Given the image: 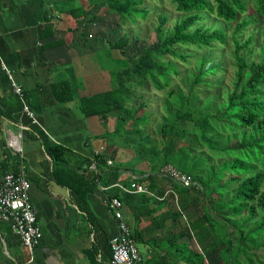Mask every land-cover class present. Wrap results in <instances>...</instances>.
<instances>
[{
	"label": "trees",
	"instance_id": "trees-1",
	"mask_svg": "<svg viewBox=\"0 0 264 264\" xmlns=\"http://www.w3.org/2000/svg\"><path fill=\"white\" fill-rule=\"evenodd\" d=\"M73 1L58 4V9L76 23L87 22L97 7L101 8L100 13L93 20L116 14L125 25L146 19L151 11L139 8L142 0H98L87 8L80 0ZM163 1H170L181 14L178 23L167 29L168 15H160L154 49L124 50L130 40L128 35L122 36L112 46L119 55L117 77L112 73L113 89L80 101L85 117L98 116L104 126L111 123L103 136L104 154L97 158L98 172L88 168L90 158L54 145L48 150L56 164L54 175L63 183L59 174L64 172L69 180L65 185L70 187L78 206L90 219L102 252L111 259L110 240L88 203V196L98 184L109 188V198H119L136 217L150 218L165 212L154 230L165 228L170 218L174 222L182 218L175 197L171 194L165 197L166 190L158 187L155 179L145 185L156 197L126 194L115 187L117 183L130 185L120 178L125 165L121 155L123 150L131 149L133 160L129 159L128 164L141 158L150 165L146 169L156 174L171 165L197 183L183 187L171 179V189L179 193L176 201L179 207L185 211L194 208L195 214L186 225L183 223L177 234L172 233L165 249L161 246L158 251L156 239L148 240L154 239L152 247L156 254L152 261L155 264H264V0H256L253 6L247 5L246 0ZM207 21L212 24L205 25ZM260 21L262 24L255 27L260 30L259 56L250 59L255 39L242 42L238 35ZM234 23V50L230 56L233 77L231 87H227L225 64L215 50L227 45L228 33L224 26ZM178 47H193L203 53L201 56L185 54ZM167 56L181 59L187 65L195 58L197 72L182 75L174 60ZM190 75L193 80L188 85L185 79ZM176 76H182L189 89L168 92L167 115L150 132L152 122L145 114L147 104L131 105L133 89L149 82L157 90H166ZM201 92L203 97L199 95ZM216 156L227 159L215 165L212 159ZM107 159L113 161L112 166H107ZM138 182L146 181L139 179ZM157 197L164 199L160 201ZM225 197L228 199L224 201ZM191 233L203 246L201 250L196 246L193 250L187 241L178 244L185 237L190 240ZM135 235L136 241L142 239L141 232Z\"/></svg>",
	"mask_w": 264,
	"mask_h": 264
},
{
	"label": "crops",
	"instance_id": "crops-1",
	"mask_svg": "<svg viewBox=\"0 0 264 264\" xmlns=\"http://www.w3.org/2000/svg\"><path fill=\"white\" fill-rule=\"evenodd\" d=\"M71 1L0 0V181L8 173L21 170L26 173L43 234L31 256L11 228L0 225V264H112L110 256L96 242V232L86 212L80 209L70 187L65 185L69 180L64 172L59 174L63 183L57 181L56 164L48 151L54 145L63 146L92 159L94 151L106 145L103 139L106 129L101 119L85 117L80 101L113 89L115 84L108 72L112 64L104 68L98 56L110 51L117 59L118 52L112 49V30L106 24L109 16L93 20L100 13L101 8L97 7L87 22L76 23L58 9V4ZM80 1L88 7V0ZM12 81L23 88L24 102L34 114L36 124L24 113L23 101L14 92ZM21 131L24 132L23 153L13 154L7 146V136ZM131 153V149H125L121 155L125 165L121 168L120 181L130 184L136 177L145 180V184L155 179L158 187L166 191L173 188L171 181L166 185L161 183L160 173L146 169L150 165L145 161L134 160V164H128ZM108 190L103 191L98 184L88 196V203L111 245V239L119 233V223L106 202L110 196ZM175 192L179 198L178 190ZM176 198L177 209L182 213ZM125 210L134 238L137 231L143 234L136 241L143 249L139 251L142 264L146 261L155 264L152 261L156 254L152 247L154 239L148 240L155 238L160 247L158 251L161 246L165 249L172 233L177 234L183 228V216L176 222L170 218L165 228L154 230L165 212L148 218L136 217L128 207ZM192 238L185 237L178 244L187 241L193 250L195 246L201 250L193 234Z\"/></svg>",
	"mask_w": 264,
	"mask_h": 264
},
{
	"label": "built area",
	"instance_id": "built-area-1",
	"mask_svg": "<svg viewBox=\"0 0 264 264\" xmlns=\"http://www.w3.org/2000/svg\"><path fill=\"white\" fill-rule=\"evenodd\" d=\"M10 79L12 76L10 71L7 70ZM14 92L21 98L24 105V113L32 119L33 123H37L34 120V114L24 102L23 88L12 81ZM24 132L21 131L18 134L10 133L7 136V146L14 153L22 154V139ZM105 151V145H101L93 153L91 163L88 168L92 171L98 172V157L103 155ZM113 161L107 159V166H112ZM160 176L173 179L180 183L183 187H191L195 185L192 178L186 174H182L175 170L171 165L163 168ZM138 178L134 177L131 180L130 185H124L117 183L116 188H119L126 194H146L148 196L156 195L149 190L144 184L138 182ZM31 188L32 184L27 178L26 173L21 170L18 172L6 174L0 181V225H8L13 234L18 236L21 240L22 245L33 256L36 248L40 245L43 238V234L38 221V213L31 201ZM99 188L103 191H107L109 188L103 187L99 184ZM173 195L175 198L177 194L175 190L170 189L165 192V197ZM158 200L163 201L164 197H157ZM177 200V198H176ZM110 211L119 223V233L111 239L112 247V264H142V256L137 248L136 240L134 238L132 229L128 225L124 209L125 205L117 198H107L106 200Z\"/></svg>",
	"mask_w": 264,
	"mask_h": 264
},
{
	"label": "rangeland",
	"instance_id": "rangeland-1",
	"mask_svg": "<svg viewBox=\"0 0 264 264\" xmlns=\"http://www.w3.org/2000/svg\"><path fill=\"white\" fill-rule=\"evenodd\" d=\"M93 1V2H92ZM212 2L214 0H211ZM256 0H246V4L249 6H253L254 2ZM98 0H90V3H96ZM75 3V2H74ZM149 8L151 9L149 16L141 20L140 22L136 23H127L122 24L120 18L118 15H107L109 18L107 19V27L112 30L111 35L113 36L112 38L114 39L113 44H115L122 36L128 35V39L130 40L128 47H126L124 50H132V51H139V50H144L146 47L147 49H154L156 47V28L160 23L159 17L161 14L166 13L168 15V22L166 24L167 29H172L179 21V18L181 14L176 10V7L170 2V1H163V0H142L139 8ZM100 8V7H99ZM253 12V11H252ZM247 14V13H246ZM106 24L104 27H106ZM212 24L211 21H207L205 25L209 26ZM262 24L260 21L258 25H249L245 30L243 29L244 32L241 33V35H238V38L241 39L242 42L247 41L249 38H254L255 43L251 45V49H253V52L251 56L249 57L250 59H257L259 56V40L260 37V30L255 28L258 27ZM224 28L227 30L228 33V43L224 48L218 47L215 50V54L219 56L221 62H224L226 72L224 73V76L226 77L225 81V86L231 87L230 80L233 77V69L230 66L231 58L230 56L232 55L231 52L233 53L234 46L232 42V37H233V32L236 29V23L234 24H229L225 25ZM109 30V32H110ZM117 36V37H115ZM115 37V38H114ZM137 38H141L140 41L137 40ZM177 50L180 52H185V54H198L201 56L203 52L200 50L193 48V47H178ZM247 52V51H245ZM113 52L109 53L106 55L105 53H100L99 60L102 59L103 61V66L104 68L110 66L108 68V72H110V75L112 76V73L114 72L115 77H117V66H118V58L119 55H117V59L114 55H112ZM167 59H173L174 62L177 64L179 71L182 72V75L189 74L190 72H197L196 69V62L195 58L190 59V65H187L184 61L181 59L172 57V56H167ZM107 70V69H106ZM220 76L221 74H217ZM212 77L211 79L214 80L218 76ZM189 78V79H188ZM186 78L185 80L187 81V84L190 85L192 83L193 77L190 75V77ZM209 78V77H208ZM138 80V79H135ZM183 79L182 76H176L174 77V81L172 82V86L169 89L166 90H157L151 83L146 82L143 87H139L137 90L133 89V95H132V103L131 105H138L141 103L147 104L146 108V113L147 116L150 117L151 119V127H150V132L153 131V128L162 121L163 116L167 115V110H166V105H169L167 102L168 100V92L172 89L175 91L183 90L186 91V89H189V86L186 84V81ZM114 81V80H113ZM201 97H203V93L201 92L199 94ZM143 97V98H142ZM110 128V126H104ZM236 142V141H233ZM133 151V150H132ZM136 151L134 152V154ZM133 160L132 158H129ZM227 157L225 156H216V158L212 159V163L215 165H218L220 162H223L226 160ZM135 162H139L141 160L134 159ZM131 164H134V161L131 162ZM167 177H162L161 183L164 185L168 184L170 182ZM224 182V181H223ZM163 186V185H162ZM231 193V192H230ZM228 199V198H227ZM226 197L223 199L224 201L227 200ZM196 204L195 206H197ZM182 208V207H181ZM182 216H183V223L184 225L187 224V221H189L190 217H192L195 214L194 208H191L187 211L182 209ZM202 248L203 246L200 245ZM137 248L140 252L143 251L141 248L140 244H137ZM199 250V249H198ZM263 251V250H262ZM216 257H219L218 254L215 255Z\"/></svg>",
	"mask_w": 264,
	"mask_h": 264
}]
</instances>
